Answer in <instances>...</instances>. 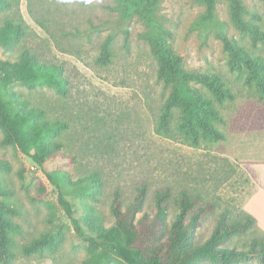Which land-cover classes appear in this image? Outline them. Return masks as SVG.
I'll use <instances>...</instances> for the list:
<instances>
[{"label":"rangeland","instance_id":"1","mask_svg":"<svg viewBox=\"0 0 264 264\" xmlns=\"http://www.w3.org/2000/svg\"><path fill=\"white\" fill-rule=\"evenodd\" d=\"M240 1L243 20L264 29V0ZM112 4V0H11V7L0 11V26L6 19L21 21L25 34L11 50L0 48V59L14 60L28 49L41 61L61 64L69 86L65 97L45 87L28 90L16 85L14 89L31 105L44 109L51 120L66 123L59 140L74 157L68 169L74 176L99 172L104 187L93 204L106 225L114 220L110 211L113 191L118 189L128 201L141 182L151 191L163 185L198 191L204 200L217 199L232 211H245L255 186L241 162L264 158V103L228 69L227 52L215 28L192 27L204 6L195 0L159 1V15L171 31L169 41L182 67L217 74L234 94L232 101L220 106L224 140L193 147L177 134L169 138L155 133L167 90L156 78L157 64L149 45L139 37L142 23L135 18L122 20L109 8ZM215 15L228 38L264 59V48L254 49L235 26L226 0H217ZM124 30L128 47L123 43ZM107 35L113 37L112 59L101 66L95 59ZM177 115L172 120L174 132ZM0 158L10 164L5 179L20 209L15 220L22 230L14 236V264H82L86 257L82 242L41 170L18 149L1 143ZM46 165L51 167L49 162ZM63 194L79 217L78 193L66 189ZM148 201L150 212L151 196ZM214 219L208 216L197 229L198 243L209 237ZM61 226L65 240L56 253L28 258L21 254L22 245ZM253 234L236 236L226 246L243 249ZM238 264L259 263L253 258Z\"/></svg>","mask_w":264,"mask_h":264},{"label":"trees","instance_id":"2","mask_svg":"<svg viewBox=\"0 0 264 264\" xmlns=\"http://www.w3.org/2000/svg\"><path fill=\"white\" fill-rule=\"evenodd\" d=\"M109 7L124 21L138 19L144 29L139 37L150 47L156 61V78L167 90L155 133L164 137L177 134L190 146L224 140L219 128L224 123L220 106L232 101L234 94L214 73L186 70L180 56L173 50L171 31L159 15L160 0H112ZM204 6L192 27L215 28L227 52L230 71L242 78L243 84L253 88L264 103V59L228 38L215 15L217 0H195ZM235 26L245 34L254 49L264 48V29L241 17L240 0H226ZM11 7V0H0V11ZM25 34L21 21L6 19L0 26V48L11 50ZM123 43L128 47V31ZM112 35H107L95 59L107 65L112 59ZM28 90L49 88L65 97L69 86L61 64L41 61L28 49L14 60L0 59V133L1 145L12 146L30 158L41 170L48 184L57 191V203L81 240L86 257L82 264H238L255 258L264 264V232L255 218L246 211H232L221 206L219 200H204L200 192L187 188L174 190L169 185L151 191L146 182L138 183L133 196L124 201L116 189L110 199L113 223L106 225L94 202L100 199L104 183L97 171L74 176L68 166L74 157L59 140L67 125L48 118L44 109L23 99L14 86ZM177 112L175 132L172 120ZM51 167H47V163ZM11 170L7 160L0 158V264H14V236L22 230L15 220L20 215L18 204L11 199L13 191L5 175ZM22 178V176H20ZM78 193L82 214L74 216L63 191ZM149 196L152 211H147ZM214 215L211 234L202 243L196 241L197 229ZM247 247L238 250L226 244L234 237L250 235ZM65 240L63 227L43 232L22 245L20 252L28 258L54 254Z\"/></svg>","mask_w":264,"mask_h":264},{"label":"crops","instance_id":"3","mask_svg":"<svg viewBox=\"0 0 264 264\" xmlns=\"http://www.w3.org/2000/svg\"><path fill=\"white\" fill-rule=\"evenodd\" d=\"M241 165L255 186L243 209L255 218L257 227L264 232V158L253 161L249 157Z\"/></svg>","mask_w":264,"mask_h":264}]
</instances>
